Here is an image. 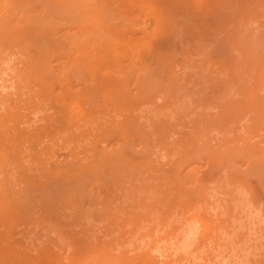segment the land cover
Masks as SVG:
<instances>
[{
  "label": "rangeland",
  "instance_id": "rangeland-1",
  "mask_svg": "<svg viewBox=\"0 0 264 264\" xmlns=\"http://www.w3.org/2000/svg\"><path fill=\"white\" fill-rule=\"evenodd\" d=\"M0 264H264V0H0Z\"/></svg>",
  "mask_w": 264,
  "mask_h": 264
}]
</instances>
